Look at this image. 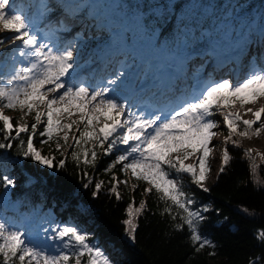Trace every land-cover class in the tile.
Segmentation results:
<instances>
[{"label": "snow or ice", "instance_id": "snow-or-ice-1", "mask_svg": "<svg viewBox=\"0 0 264 264\" xmlns=\"http://www.w3.org/2000/svg\"><path fill=\"white\" fill-rule=\"evenodd\" d=\"M34 7L35 13L29 14L14 0H0V32L15 33L14 37L8 38L11 45H15L12 54L0 60V130L7 141L0 143V149L11 148L12 141L19 140L18 149L22 157L30 158L49 170L55 168L56 171L49 172L54 180L58 179L57 172L65 168L66 161H56L55 156L43 155L35 147L34 137L40 125H43V130L38 134L46 138L40 143L51 148L49 142H53L54 151L62 157L68 149H73L71 159L78 167L81 163L94 167L100 152L104 156L115 153L105 172L112 173L113 183L109 191L118 200L121 198L118 184L130 186L134 191L139 182L146 183L142 195L154 190L166 205L164 212L170 214L173 206L178 210L181 222L174 227L177 231L187 227L197 253L206 247L215 249L214 242L199 231L206 219L204 214L212 211L211 206L194 207V196L183 191L172 173L176 176L186 174L193 184L205 192L209 191L203 182L211 171L212 141L217 134L214 130L219 126L212 117L217 114L223 115L228 130L225 143L231 142L234 147H239V141L233 137L251 139L264 131V106L257 110L247 108L246 114L250 113L253 119H242L239 113L226 111L237 104L244 108L264 99V56L260 63L249 68L242 80H217L209 74L206 80L197 78L191 91H181L171 85L162 90L155 77L151 87L137 83L142 96L133 103L125 94L129 86L127 62L98 79L80 76L81 51L77 40L65 41L58 35L70 32V23L60 19L55 24L49 22L40 27L37 22L47 20L58 7L70 16L68 6L37 0ZM151 23L147 16L136 17V24L145 35H149ZM211 32L198 20L191 23L182 20L173 37V47L168 49L165 46L162 51L170 56L183 51L186 53L184 60L193 56L216 55L218 44L210 38ZM259 35L264 40V25H261ZM5 39L0 37V46ZM201 40L203 43L199 42ZM154 47H159L158 41ZM170 67L175 68V65ZM169 90L180 95L169 103H159L156 98L168 95ZM5 110H18L20 121L24 122L13 124L14 118L5 115ZM29 115L34 118L31 126L25 120ZM70 133L74 145L69 143ZM21 134H27L26 142ZM244 155L251 161L252 182L264 187L256 162L257 157L264 161V154L253 156V150L247 149ZM190 157H196L195 165L185 164ZM231 159L225 147L221 155V174ZM118 165L126 177L124 180H119L113 172ZM84 175L88 174L85 172ZM132 178L138 183H130ZM29 182L35 181L30 178ZM91 183L89 179L83 186L87 188ZM102 184V181L95 183L94 197ZM9 186H14V179L4 176L3 187L7 189ZM134 204L135 201L128 205L127 218L123 220L125 236L132 242L136 239V220L146 210L145 201L142 200L138 207ZM241 210L248 213L247 208ZM172 218L175 220L176 215ZM43 232V239L48 243H34L28 231L0 220L2 264H71L73 260L75 264H82L84 257H87L86 264H116L98 244L89 243V233L75 225L58 224L51 226L50 234L48 228ZM256 238L264 243V229L258 231ZM208 255L215 256L216 252ZM260 260H264V256L250 260L249 264H260Z\"/></svg>", "mask_w": 264, "mask_h": 264}, {"label": "trees", "instance_id": "trees-1", "mask_svg": "<svg viewBox=\"0 0 264 264\" xmlns=\"http://www.w3.org/2000/svg\"><path fill=\"white\" fill-rule=\"evenodd\" d=\"M108 1L118 14L147 16L151 20L149 35L143 34L136 25L135 36L144 41L145 54L161 53V64L181 62L186 55L183 51H177L175 56H170L162 51L165 46L168 49L173 47V37L182 20L186 23L200 21L212 30L210 38L216 42L229 41L232 37L239 36L250 39L257 33L258 28L264 25V0ZM81 19L102 30V33L106 25L111 26L112 23L104 15L93 22L83 15ZM157 41L159 47H154ZM222 45L225 44L221 43ZM12 52L11 46L3 44L0 46V60ZM147 71L148 69L143 70L144 73ZM191 82L192 77L187 74L175 87L181 91H191ZM179 95V92L169 91L166 96H172L170 99L173 100ZM5 115L14 118L13 124L20 121L14 112L5 110ZM32 123L34 121L29 126ZM223 126L228 132L225 122ZM42 130L43 125L38 126L37 135L34 137L35 147L40 149L43 155L55 156L56 161L65 159L66 166L57 172L58 179L54 180L49 172L56 171L55 168L49 170L30 158L22 157L18 149L19 140L12 141L11 148L0 149V193L3 190L6 193V198L0 199L3 210L22 216L25 213H40L52 209L60 220L75 221L81 229L90 232L92 238L104 242L116 264H249L250 260L264 256V243L256 238L258 231L264 229V187L252 182L251 161L244 155L247 148L242 147L240 143L239 147H234L231 143L223 145L222 151L226 147L232 159L223 174L219 168L217 179L208 187V192L193 184L190 176H176L172 173L183 191L194 196V207L210 205L212 209L204 214L206 219L200 225L199 231L211 239L216 247H206L197 253L187 227L182 231H177L174 227L181 222L178 210L173 206L170 214L164 212L166 205L154 190L148 195H142L147 187L146 183H138L132 178L130 183H138L134 191L130 186L122 187L118 184L117 189L121 197L119 200L109 191L113 182L111 179L106 180V177L111 178L112 173H106L105 168L115 158V153L112 156H104L100 152L94 167L85 166L83 163L78 167L71 159L73 149L62 157L59 152L54 151L53 142H49L51 148L40 143L42 139H46L38 134ZM21 138L26 142L27 134H21ZM0 143H7L2 130ZM257 153L261 152L253 151V156ZM256 162L259 165V176L264 179V161L257 157ZM119 168L118 165L113 172L119 180L121 175L126 179ZM85 172L87 176L84 175ZM4 176L13 178L14 186L5 189ZM30 178L35 182L30 183ZM89 179L92 183L85 188L83 185L88 183ZM101 181L102 187L94 197L95 183ZM142 200L146 202V210L136 220L138 228L136 239L132 242L125 236L123 220L127 218L128 205L135 201L134 207H138ZM243 208H247L248 213L243 212ZM173 215H176L175 220ZM212 251L216 252L215 256L208 255ZM260 264H264V260H260Z\"/></svg>", "mask_w": 264, "mask_h": 264}, {"label": "rangeland", "instance_id": "rangeland-1", "mask_svg": "<svg viewBox=\"0 0 264 264\" xmlns=\"http://www.w3.org/2000/svg\"><path fill=\"white\" fill-rule=\"evenodd\" d=\"M96 1L101 5V7L103 8V13L108 17V19L111 22H113L114 26H119L121 30H126L129 33L130 36H129L128 43L126 44V46L130 45L133 47V49L136 50V52H131L127 50V47H125V50H126L125 56L121 58V61L119 62V64L118 62L117 64H115L116 65L115 67L113 64H110L109 66L103 65L101 63L102 55H99L100 50L103 48V44H104L102 42L106 40L107 38V35H105V32L109 33L111 27H108L107 30L104 29V33H102V30L98 29L94 25L90 26L89 24L85 23V21L81 19V14H83L82 12L85 13V9L89 6V2H90L89 0H48V2L53 5L68 6L71 12V15L70 16L64 15L63 9L58 7L53 13L49 14L47 20L41 22V26L44 27V25L49 22L55 24L60 19H66V21L70 23L71 31L61 32V33H58V35H60L62 39L65 41L74 39V38L77 40L78 46L81 51L82 67L78 70V73L80 76L96 77L93 74V72L95 71L94 66H96V68L97 67L99 68V71L103 70L102 74L96 77L98 79L101 76L108 75L111 72L110 69H114L113 71H115L117 68L120 67L122 63L127 62L128 67L126 68V71L129 73L128 80L130 81V79L135 75L136 68H138L142 64L141 63L142 59L143 60L145 59L147 62L144 64V68H143L144 70V69H147V65L149 63H155L156 58L160 57L161 53L157 55L155 52H153L147 55L144 53V51L142 52L144 41L136 38L135 36L136 28H134L131 18L118 14L115 11V9L112 7L113 5L111 6L108 0H96ZM14 3H16L20 7H23L25 12L29 14L35 13L34 5L37 3V0H14ZM29 6H33V7H29ZM75 16L76 18H74ZM77 33H79L80 35L77 36ZM14 36H15V33H12V32H7V31L0 32V37L6 38L4 44L11 46L12 49L15 48V45H11V41L8 38H11ZM224 37L225 36L223 35V38ZM262 41L263 40L260 38V35L258 34L257 36V33H254L250 39L249 38L245 39L239 36L236 38L232 37V39H230L229 41L225 40V42L224 41L217 42V43H220L219 45L220 47H229L228 44H230L231 47H240L241 45L245 47L244 48L245 53L240 55L243 58H242V62L238 70L234 69L233 66L232 67L229 66L227 68L226 67L224 68L223 70L224 72L219 73L217 71V73L214 74V71L211 67L217 68V66L213 65L212 62L210 64V61H208L207 58L205 59L204 57L202 58L201 56H193L190 59L191 65H190V70H189V72H191L192 77H193V85L196 84L197 78L201 80H206L209 74H212V78L217 79V80L221 78H231L233 80H236V79L242 80L250 67L255 66L256 64L261 62V57L264 56V42L262 43ZM199 42L203 43L202 40ZM221 43L225 45L221 46ZM16 44L18 45L19 42L17 41ZM137 51H140L143 53L141 54V57H140L141 59L139 61H137L138 60ZM258 51H259V54H257ZM195 57H201V59L197 58L195 59L197 62L193 63L192 61L194 60ZM196 67L198 69H195ZM218 74H222V75H218ZM192 86L191 88L193 89ZM248 106L250 105H246L244 108H240L239 105L237 104L227 110L239 113L242 119H253L250 113L246 114ZM262 106H263V103L261 99L258 101L256 106L253 107V110H257ZM9 111L16 113V115L19 118L21 117V113L18 110L17 111L9 110ZM33 115H29L25 117V120L27 121L28 125L34 121ZM212 118L218 121L219 126L217 129L214 130L217 134L213 138V141H212L213 151L211 153V157H212L211 171L207 174V178L203 182L204 187L206 188L210 187L217 179V174L221 166L222 147L223 145L226 144L225 138L228 135V132L224 130L223 115L217 114L213 116ZM23 122L24 121H21L20 123H23ZM73 131H75V129H73ZM263 134H264V131H262L258 137L254 136L251 139L237 137V139L239 143L242 145V147L251 149L253 151L257 150L258 152H261L262 154H264V142H261L262 140H264ZM61 143L63 142L61 141ZM69 143L74 144V142L71 139V133H70ZM228 143H231V142H228ZM69 150L70 149H68L67 152ZM196 162H197L196 157H190L189 159L185 160L186 165H195ZM110 179L111 178L109 176L106 177V180L110 181ZM120 180H124V177L122 175L120 177ZM120 184L122 187H127L123 183H120ZM3 198H6V193H4V190L1 191L0 193V199H3ZM38 214L39 213L30 212V213H25L22 216H18L9 211L3 210L0 204V220H4L10 225L18 226L21 229L28 231L30 234V238L32 239L34 243L47 244L48 241L43 239L44 237L43 230L45 228H48L49 234H50L51 226H55L58 224L59 225L67 224V225H75L79 229H81L75 221L68 222V221L60 220L58 214L52 209L45 210L43 212H40L39 215ZM81 230L86 232L83 229ZM86 233L90 234L89 243L98 244V246L112 259L111 257L112 254L107 250V245L98 239L92 238L90 232H86ZM86 260H87V257H84L82 260V264H86ZM0 264H2V257H0ZM71 264H75L74 260L71 262Z\"/></svg>", "mask_w": 264, "mask_h": 264}, {"label": "bare ground", "instance_id": "bare-ground-1", "mask_svg": "<svg viewBox=\"0 0 264 264\" xmlns=\"http://www.w3.org/2000/svg\"><path fill=\"white\" fill-rule=\"evenodd\" d=\"M254 50H255V49H254ZM256 52H257V51H256ZM260 52H261V51H260ZM248 54H250V53H248ZM257 54H259V51H258ZM197 58L201 59V57H195L194 60H193L192 62H193V63H196L197 61H196L195 59H197ZM195 69H198V68L196 67ZM213 71H214V70H213ZM216 73H217V72L214 71V74H216ZM219 73H221V72H219ZM218 75H222V74H218ZM257 103H258V102H257ZM257 103H255L254 105H250V106H248V107H252V108H253V107L256 106ZM262 103H263V106H264V99H262ZM248 107H247V108H248ZM247 114H248V113H247ZM262 119H264V116H262ZM263 139H264V134H263ZM261 142H264V140H262Z\"/></svg>", "mask_w": 264, "mask_h": 264}]
</instances>
